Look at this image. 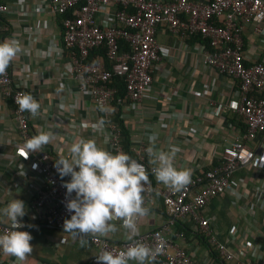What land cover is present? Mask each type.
<instances>
[{
	"label": "built area",
	"instance_id": "2783aa9c",
	"mask_svg": "<svg viewBox=\"0 0 264 264\" xmlns=\"http://www.w3.org/2000/svg\"><path fill=\"white\" fill-rule=\"evenodd\" d=\"M32 11L47 12L53 17L62 16L57 39L58 58H64L60 72L62 77L76 81L74 109L81 105V95L90 97L95 108H100L101 104L110 106L115 101L116 106L137 109L142 97L151 92L152 73L157 63L168 56V51L162 50L156 40L157 28L165 26L178 38L200 35L203 41L198 43V47L203 64L238 84V104L234 112L243 121L244 130L222 149L214 165L205 170L196 168L201 173L197 174L195 170L188 185L180 191H173L164 185L156 188L148 180L142 193L145 206L157 194L162 200L167 219L162 226L141 232L135 239L149 247L160 248L154 260L157 264H210L197 259L184 246L174 244L169 238L170 228L178 220L186 221L207 237L208 244L217 251L221 260H235L236 253L231 246L237 243L238 226L227 232L226 239L220 240L204 209L213 197L224 192L237 195L238 184L234 176L241 169L258 191L256 203L264 204V174L258 171L264 166V61H247L242 35V24H250L256 34L263 32L264 1L42 0L34 5ZM0 12L21 15L25 10L13 8L0 0ZM118 39L127 43V51L119 53ZM101 45L106 47V56L111 61L110 70L105 68L104 58L100 56L94 61H87L90 50ZM24 68L22 66V71L27 73L28 69ZM113 75L122 76L125 80V92L117 97L116 88L110 85ZM21 87L14 81L9 68L0 76V94L12 99L14 118L22 136V141L16 145L17 154L29 160L33 158L31 169L42 177L41 184L33 190V218H18L25 225L19 230L31 233V224L39 220L46 226L64 230V220L70 219L74 213L66 209L67 190L62 186L65 182L55 168V158L47 150L28 153L23 147L31 136L29 114L27 111L21 112L15 102L17 93L25 92ZM191 130L194 131L193 128ZM100 131L106 132L110 152L126 153L116 122L107 120ZM142 150L143 147H138L137 156L132 158L145 166L146 174L154 175L153 166L143 160ZM140 219H137V224ZM10 226L11 222L0 219V234ZM253 227L254 223L247 220L243 237L251 235ZM173 235L185 238L182 230H177ZM88 240L97 255L103 249L118 251L130 243L125 238L119 243L110 242L105 237H88ZM237 254L239 257L247 255L245 264H264V254L259 253L250 241L245 242ZM4 255L0 250V264H4ZM92 264H97L96 257Z\"/></svg>",
	"mask_w": 264,
	"mask_h": 264
},
{
	"label": "crops",
	"instance_id": "0c3cea01",
	"mask_svg": "<svg viewBox=\"0 0 264 264\" xmlns=\"http://www.w3.org/2000/svg\"><path fill=\"white\" fill-rule=\"evenodd\" d=\"M1 1L25 10L21 15L3 13L8 24L0 25V29L9 30L2 41L18 38L23 49L10 64L14 81L41 104L40 116L33 118L28 113L30 136L41 130L53 131L55 138L46 145L49 151L46 150L55 161L59 156L69 155L68 150L77 136L94 138L98 145L109 151L105 143L106 132L93 131L100 115L90 97L81 95V105L75 109L72 107L76 81L62 77L60 73L64 58H58L60 25L57 18L47 12L32 11L34 5L42 0ZM242 25L247 61H264V30L256 34L250 24ZM156 40L162 50L168 51V56L157 63L152 73L151 92L142 97L137 109L113 105L108 107L111 110L109 113L102 114V118L106 124L107 120H112L114 111H120L119 116L129 131L131 154L135 157L138 147H143L141 154L148 165L151 164L146 150L151 135L155 134L157 149L168 150L170 144L178 146L180 151L175 165L190 169L192 175L196 168L211 165L222 149L241 134V119L234 112L238 104V84L203 64L198 47V43L202 42L195 36L178 38L162 26L157 28ZM22 66L28 69L27 73L22 71ZM10 103L7 97L0 94V209L12 199H20L24 201L27 213L21 219H32L33 190L41 184L42 177L31 169L33 158L29 160L17 154L16 145L22 141V136ZM258 171L264 174V166ZM245 175L241 169L234 176L238 184L237 200L240 196L236 208L243 211L234 218L238 223L227 216L230 209L228 198L234 197L229 192L213 197L204 209L220 240L226 239L227 232L238 226L237 243L231 246L236 259L226 264H245L247 255L239 257L237 254L245 242L250 241L259 253L264 254V204L256 203L258 191ZM151 178L156 188L162 187L163 184H159L154 175ZM147 208L149 214L141 217L137 224L139 233L158 228L167 219L162 200L157 194ZM0 219L10 222L7 217L0 216ZM247 220L252 221L254 227L252 234L244 235L245 238L243 229ZM39 221L31 224L33 252L22 264L93 263L97 251L89 240L86 246L81 247L79 239L74 240L71 234ZM113 223L117 224L119 231L107 238L110 242L119 243L125 238V230L120 227V221ZM185 223L191 230L184 233V239L173 235L177 231L176 225L170 228L169 238L172 242L184 246L199 260L223 264L217 263V257L209 253L204 234L196 226ZM3 263L18 264L15 257L8 255H4ZM130 264L135 262L130 261ZM153 264L157 263L153 261Z\"/></svg>",
	"mask_w": 264,
	"mask_h": 264
},
{
	"label": "clouds",
	"instance_id": "9594fccd",
	"mask_svg": "<svg viewBox=\"0 0 264 264\" xmlns=\"http://www.w3.org/2000/svg\"><path fill=\"white\" fill-rule=\"evenodd\" d=\"M20 42L7 38L0 42V76L4 75L11 62L22 52ZM15 102L21 112H29L33 118L40 116L41 104L31 94L18 92ZM101 112L109 113L110 108L100 105ZM101 118L93 126L95 131L103 129ZM55 138L53 131H38L23 145L28 153L41 152ZM155 134L149 137L147 154L153 166L152 173L157 182L173 191H180L188 185L191 170L178 168L175 159L180 148L170 144L168 150L155 147ZM107 143V141H105ZM68 156H59L55 168L60 178L70 177L62 186L66 188V209L71 215L65 219L64 232L79 239L81 247L88 244V237H109L119 231L113 221H120L125 230V239L130 241L120 250L103 249L96 255L97 264H153L159 247H149L135 237L139 234L137 219L149 214L142 195L148 181L145 166L123 151L115 154L98 145L94 138L77 136L71 143ZM26 157L25 159H27ZM78 169V170H77ZM75 193V197H73ZM26 206L20 199H12L0 209V216L7 217L10 228L0 234V250L16 258L22 264L33 252V239L18 218L26 215Z\"/></svg>",
	"mask_w": 264,
	"mask_h": 264
},
{
	"label": "trees",
	"instance_id": "16d2710c",
	"mask_svg": "<svg viewBox=\"0 0 264 264\" xmlns=\"http://www.w3.org/2000/svg\"><path fill=\"white\" fill-rule=\"evenodd\" d=\"M56 18H57L58 24L61 26V18H62V16L60 15V16H57ZM4 24L7 25V24H8V21H7V19H5V16L3 15V13L0 12V25H4ZM8 32H9L8 29H4V30H3V29H2V30L0 29V42H2L3 37L6 36L5 34H7ZM193 36H195V38H198V39L201 40L200 35H193ZM201 41H203V39H202ZM117 43H118V50H119V53H120V52H123V51H127V50L129 49L127 43H125V42L123 41V39H118ZM97 56H100V57L104 58L105 68H106L107 70H110V68H111V61L108 60V58H107V56H106V47H105L104 45H101V46L96 47V48H92V49L90 50L89 56H88V58H87V61H89V62H90V61H94V59H95ZM8 68L10 69V66H9ZM110 85H112L113 87L116 88V97L122 95V94L125 92V80H124V78H123L122 76H116V75H113V76L111 77V79H110ZM21 88H23L24 91L27 92V89H25L24 87H21ZM8 99H9L10 102H11V103H10L11 108H13L14 105L12 104V103H13V102H12V99H11V98H8ZM11 104H12V105H11ZM93 104H94V103H93ZM115 104H116V102L114 101V102L110 103V106H106V107H111V106H113V105H115ZM118 107H119V105H118ZM13 109H14V108H13ZM99 109H100V108H97V110L99 111V115H100L99 118L101 119V118H102V114H103L104 112H101ZM114 112H115V111H114ZM114 112L111 114V115H112V120H113L114 122H116V124H117L118 127L120 128V131H121V138H122V139H121V141H122V145H123V147H124L126 153L132 157L133 155L131 154V152H130V150H129V147H130L129 131L127 130L126 125L124 124L123 119L120 118V116H119L120 111L118 110V111H116L115 113H114ZM28 113H29V112H28ZM239 123H240L239 128H240L241 131H243V130H244V123H243L242 120H241ZM33 135H35V133H33ZM48 148H49V146H46V147H44L43 149H45V150L47 149V150L49 151ZM215 163H216V162L214 161L211 165H208V166L202 167V169H204V170H205V169H208V168H210L212 165H214ZM195 172H196L197 174H198V173H201L199 170H196ZM147 176H148V180H150L151 182H153V180H152V178H151L152 175H151V174H147ZM69 180H70L69 177H64V178H63V181H64V182L69 181ZM176 227H177V230H178V231L182 230L184 233H189V231L191 230V229L187 226V223H185V222H183V221H180V220H178V222H176ZM202 235H203V234H202ZM203 237H204V235H203ZM206 238H207V237H204L203 239L205 240L206 244L208 245L209 253L211 254V256L214 257V258L217 257V258H216L217 263H223V264H226L225 261H223V260H221V259L219 258L217 251H216L211 245L208 244Z\"/></svg>",
	"mask_w": 264,
	"mask_h": 264
},
{
	"label": "rangeland",
	"instance_id": "374dc122",
	"mask_svg": "<svg viewBox=\"0 0 264 264\" xmlns=\"http://www.w3.org/2000/svg\"><path fill=\"white\" fill-rule=\"evenodd\" d=\"M228 206L230 207L229 214H227L228 219H231L232 222H236V220H234V218H236L238 215H241L243 213V211H240L236 208V203H237V197L234 195V197L230 196V198H228ZM235 203V205L233 204ZM238 221V220H237ZM238 223V222H236Z\"/></svg>",
	"mask_w": 264,
	"mask_h": 264
}]
</instances>
